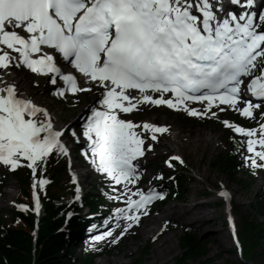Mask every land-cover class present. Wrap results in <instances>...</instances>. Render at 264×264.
<instances>
[{
    "label": "snow or ice",
    "instance_id": "6c2138e0",
    "mask_svg": "<svg viewBox=\"0 0 264 264\" xmlns=\"http://www.w3.org/2000/svg\"><path fill=\"white\" fill-rule=\"evenodd\" d=\"M230 3L241 11L225 10L221 0H0V69L23 65L51 74L52 84L57 79L64 84L57 95L91 91L62 70L66 61L86 82L103 89L82 134L91 162L114 185L109 199L124 205L114 209L116 227L120 220L126 223L119 236L109 229L96 241L112 237L115 244L149 214V204L164 198L162 192L137 186L142 175L138 158L152 149L146 141L168 131L124 118L141 105H166L200 117H216L212 109L222 112L221 105H227L251 120L261 109L256 127L223 124L243 137L238 143L249 153L245 163L264 169V14L248 11L253 0ZM245 78H250L247 83ZM189 102H200L202 109ZM63 134L46 109L0 77V164L12 171L31 169L37 214L36 188L49 182L42 176L37 180V172L54 152L67 155ZM171 160L183 163L179 156L170 157L169 167ZM219 195L229 196L227 191Z\"/></svg>",
    "mask_w": 264,
    "mask_h": 264
},
{
    "label": "rangeland",
    "instance_id": "374dc122",
    "mask_svg": "<svg viewBox=\"0 0 264 264\" xmlns=\"http://www.w3.org/2000/svg\"><path fill=\"white\" fill-rule=\"evenodd\" d=\"M12 76L13 79L21 78V84L28 89L29 97L37 104H46L50 106L56 127L65 123H69L70 128L73 127L74 122L78 120L82 112L86 110L84 108L94 99L93 96L98 97L100 93L99 89L95 92H92L91 90V92L79 93L75 96L67 97L64 100H55L51 97L48 91V85L45 84L43 78L26 73L21 69H15ZM0 77H2L1 73ZM24 90L19 91L24 92ZM234 114V112H226V114L216 117H211L210 114L204 117H195L188 116L184 112H170L165 108L143 106L139 111L128 116L134 120H139V122L141 120L153 121L158 125H165L168 127V131L163 133L159 138L155 144V148L154 144H152V148H154L153 150L151 149L152 152L150 151L151 153L141 160L140 163V166H142L143 169H146V174L150 177L152 182L154 181L153 178L158 180L156 179L158 172L170 171V169L166 168L164 163L165 158L175 155L173 151L176 146L169 143L170 138H173L175 135L181 136L183 143H186L187 140H193L196 138L200 139L202 135L213 139L212 141H214L215 148L208 146L195 153H191L190 151L177 153L183 161L184 168H186L184 181L182 182L183 194L180 197L182 200L180 201L174 198L166 202L160 208H154L152 210L154 212L152 215L147 216V219L160 214L162 209L170 205H182L183 203H186L187 198L194 196L195 191L193 188L197 186V181L199 180L198 173H203L205 174V179H201L203 184L197 186L196 196L203 194L204 199H202V202H204L205 205H201L197 212L202 213L206 219L214 217V221L208 223V225L205 226V229H197L196 224H177L170 220V217H168L169 219L161 217L160 225L154 224L152 226H154L155 229L156 227L160 228L157 232L160 230H162L161 233L167 231L169 235L173 236V240L170 243V250L167 251L164 257L157 262H152L149 256V250L155 245L157 239H152L155 236L151 235L152 233L150 234L151 236L145 238L141 232L143 225L141 224V226L137 227L135 230H129L126 237L120 238L115 243V245L119 247V251L116 252L114 249L111 251L112 256L96 259L93 261V264H97L98 260L103 259L109 260L111 264H134L132 259H139L141 264H173L175 258L180 253L178 243L180 236L186 227L191 229L198 238L205 241L209 264H224L225 260L242 262V257L237 250H234L228 234L224 206L219 198L214 195V190L223 187V189L228 192L230 196L229 209L233 214L238 235L242 230V218H246L248 221L253 220L255 224L259 225L260 229L264 230V216L256 217L250 210L251 201L263 192L264 171H261L260 168L253 169L250 164L245 163L242 170L236 173L232 178L210 166V163L216 155L230 149V128L221 126L220 123H223L224 120L232 122ZM245 121L249 122L248 120ZM146 159H148L149 162H145ZM79 173L85 181L83 192L89 191L96 184L101 185L97 178L89 176L84 169L79 170ZM3 175L6 176V182L4 186L0 185V199L2 200L0 201V219L5 222H10L11 201L15 200L18 189L14 179L9 176L6 170L0 171V180ZM160 183L163 182L160 181L159 185ZM5 190L11 191L10 197L3 198L2 193ZM193 202H195V200ZM212 233L215 235H212ZM218 241L223 244H219ZM167 243L168 242H164L161 247L165 246ZM87 245V243L84 245L78 243L75 246L76 254H80ZM262 250H264V240L260 242L257 252H261ZM246 264H264V259L258 257L255 261H247Z\"/></svg>",
    "mask_w": 264,
    "mask_h": 264
},
{
    "label": "trees",
    "instance_id": "16d2710c",
    "mask_svg": "<svg viewBox=\"0 0 264 264\" xmlns=\"http://www.w3.org/2000/svg\"><path fill=\"white\" fill-rule=\"evenodd\" d=\"M240 158L232 151L217 155L211 167L234 177ZM27 170L19 169L14 173L23 195L29 198ZM49 184L42 194L43 214L38 219L35 237V216L31 212L12 210L14 222L5 224L0 220V264H93V252L80 256L75 254L73 235L79 224V217L71 216L65 220L66 202L72 196L71 185L66 178L65 167L56 166V160L48 164ZM180 174L178 189L182 191ZM181 177V178H180ZM99 195L94 189L83 198L91 210L97 209ZM29 201V199H28ZM73 209L76 208L74 203ZM250 210L256 217L264 216V194L257 195L250 203ZM242 230L239 233L242 262L225 260L224 264H246L258 257L264 259V250L257 252L264 240V230L253 220L242 218ZM180 253L173 264H209L205 242L194 232L183 231L178 243ZM142 255V254H141ZM134 264H141L139 259H132Z\"/></svg>",
    "mask_w": 264,
    "mask_h": 264
},
{
    "label": "bare ground",
    "instance_id": "6f19581e",
    "mask_svg": "<svg viewBox=\"0 0 264 264\" xmlns=\"http://www.w3.org/2000/svg\"><path fill=\"white\" fill-rule=\"evenodd\" d=\"M2 75H3V80L5 82L14 83L15 86L18 87V89L16 88L17 91L19 89L24 90L26 88L23 84H21V78L13 79L11 75L5 76L4 73ZM84 82H85V79L82 78L81 83H84ZM24 93L28 94L27 88L24 90ZM93 98L94 99L92 101H90L87 105H90V103L96 102V97L93 96ZM152 122H150V123H152ZM74 124H75L76 129L79 130V127H80L79 120H76L74 122ZM55 128L59 130L60 126L55 127ZM196 139L187 140L186 143H183L181 136L175 135V136H173V138L169 139V143L171 145L176 146L174 148V151H173L174 154L183 153L184 151H190L191 153H195L204 147H208V146H210L211 148L216 147L214 144V141H212L213 139L205 137L204 135H202L200 139H197V140ZM145 162H149V160L146 159ZM198 175H199V180L197 181V186H200L203 184L201 179H205V174L198 173ZM197 186L193 188L195 191L194 196H196V194H197V188H198ZM2 196H3V198L10 197L11 191L5 190L2 193ZM194 196L187 198L186 203H183L182 205H170V206L162 209L160 214H158V215H156L150 219H146V221H148V222L145 223L143 225V227L141 228V232H142L143 236L145 238H147L153 234H156V231L159 229V227H156V229H155L154 226H152V225H154V224L160 225V223H161L160 218L161 217L165 218V219H169L168 217H170V220L174 221L177 224L192 223V224H196L197 229H200V228L205 229V226L208 225V223H212L214 221V217L206 219L202 213L197 212L198 208H200L201 205H199L196 202H193ZM0 201H2V200L0 199ZM173 235H175V234H173ZM212 235H215V234L212 233ZM172 240H173V236L169 235L167 233V231L162 233L157 238L155 245H153V247L149 250L150 251L149 256H150L152 262L160 261V259H162L164 257V255L167 253V251L170 250V243ZM164 242H168V243L165 246L161 247V245ZM218 243L223 244L220 241H218ZM97 264H111V262H109V260H107V259H103V260H98Z\"/></svg>",
    "mask_w": 264,
    "mask_h": 264
}]
</instances>
